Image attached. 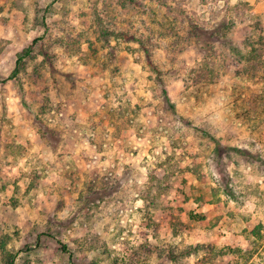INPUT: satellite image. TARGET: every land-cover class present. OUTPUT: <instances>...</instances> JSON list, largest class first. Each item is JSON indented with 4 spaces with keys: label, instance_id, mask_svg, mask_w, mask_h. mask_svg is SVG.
<instances>
[{
    "label": "clouds",
    "instance_id": "9594fccd",
    "mask_svg": "<svg viewBox=\"0 0 264 264\" xmlns=\"http://www.w3.org/2000/svg\"><path fill=\"white\" fill-rule=\"evenodd\" d=\"M50 3L0 0V264H174L172 255L176 264H201L208 245L249 248L251 238L240 231L251 227L242 217L253 208L264 213V119L236 120L227 109L224 119L206 115L192 99L200 85L191 76L228 43L225 23L234 21V32L264 24V3L165 0L161 8L158 0H136L139 7L76 0L69 5L74 22H66L57 4L45 24ZM81 11L82 22L75 20ZM93 11L100 27L125 34L99 39L98 52L86 43L99 38ZM69 38L78 42L70 46ZM133 93L150 101L149 116L117 139L93 116L128 108ZM137 129L142 148L128 139ZM9 142L22 147L10 152ZM148 148L153 154L145 160ZM173 154L171 168L155 167ZM186 165L195 176L182 185ZM172 172L165 181L171 195L160 194L150 177ZM177 189L189 199L185 212L207 219L176 212L184 199ZM199 195L204 198L193 203ZM229 211L231 218L224 215ZM173 215L183 225L175 234ZM217 216L224 219L213 228ZM197 245L201 250L188 253Z\"/></svg>",
    "mask_w": 264,
    "mask_h": 264
},
{
    "label": "rangeland",
    "instance_id": "374dc122",
    "mask_svg": "<svg viewBox=\"0 0 264 264\" xmlns=\"http://www.w3.org/2000/svg\"><path fill=\"white\" fill-rule=\"evenodd\" d=\"M256 3H264V0H255ZM76 0H51V3L48 5L45 10V24L47 19V13L52 12L55 14V7L59 4L60 14L64 17H67L68 23L73 21V9L69 5H75ZM118 6L127 7L129 5H135L136 0H128V3H125L124 0H117ZM158 3L161 8L165 6V0H158ZM15 8L16 6L13 5ZM2 11V9H0ZM259 13L258 9H254ZM153 14L155 12L153 10ZM87 15L86 12H79L75 17V20H81ZM94 23L98 26L99 38L96 42H88L90 50L94 49L96 52L99 50L95 48V44L99 43V39H105L110 36H119L123 38L124 33H110L106 28L100 27L102 23V18L99 16V13L93 11ZM157 23L161 28H165L167 22L162 21H153ZM223 30L226 35L228 43L222 46V52L219 56L210 55V58L205 61L200 68L193 70L194 74L191 76L194 84L200 85L196 90V95L192 96V99L197 103L198 106L206 115L219 117L221 119L226 118L225 109L228 110L231 117L236 120L244 121H255L259 122L261 119H264V24L259 20L250 25L247 29H239L233 31L237 28V25L234 21L225 23ZM228 33H232L231 36H228ZM83 39V36H81ZM60 42L59 40L57 41ZM78 41L73 38H69V45L74 46ZM129 43H135V40L128 41ZM39 43V41L33 43L34 45ZM255 49V52H252ZM127 52L128 49H125ZM44 53L41 52V55ZM258 57H254V56ZM129 56L131 53L129 52ZM260 58V59H259ZM135 64L136 62L133 61ZM151 67V66H150ZM143 70V69H141ZM39 66L36 69L37 75L39 74ZM155 71V70H154ZM150 79V77H146ZM102 101L108 99L107 94L101 98ZM126 103L129 105L128 108H124L119 112H114L112 110L107 111L102 116L94 115L93 119L104 126L108 131H112L116 134V138H119V135L123 133L130 132L133 127V121L137 118L147 119L149 116L150 101L146 99V96H137L136 93H133L132 98ZM170 109L175 112L176 105L171 103L170 100ZM86 115V114H85ZM158 118H154L157 120ZM121 122V123H117ZM185 127H191V120L185 125ZM149 129L154 128V123L148 124ZM200 134L207 136L208 133L202 129L199 130ZM139 130L128 137V139L134 141L138 148H142L141 144L142 137L138 134ZM5 149L8 151H14L22 146L15 144L14 142H9L4 145ZM169 147L176 148L179 150L175 142H170ZM144 159L148 160L152 156L151 148L145 149ZM132 155L134 157L140 156V151H133ZM175 159L174 154L165 157V160L155 164L156 168H164L166 165L171 168L172 161ZM103 161V157H101ZM87 163V161H85ZM183 178L180 183L182 185H188L189 177L195 176V171L189 169L187 165L185 169L181 170ZM175 173L166 174L163 178L157 179L156 176H151V180L157 182V188L160 194L170 192V185L166 184L171 175ZM99 179V178H98ZM193 187H195L193 185ZM90 191V189H89ZM177 192L184 196L181 206L175 209L181 216H187L188 219L200 222L207 219V216L204 212L196 213L194 210H189L185 212L183 205H186L189 202V199L186 194L182 192L181 189H177ZM214 194V193H213ZM229 195V203H235L234 194ZM203 195L195 197L192 202L198 203L199 200L203 199ZM156 204L155 200L151 201L150 208L154 207ZM206 207H212L211 202L206 205ZM224 215L231 218L233 213L229 211ZM264 216V213H258L256 208L246 216L242 217L246 225H251V227L245 226L240 231V235L244 236L245 240H250L251 246L247 249H242L239 244L233 246L232 244H226L222 248H216L214 245L206 246L207 255L203 258L201 264H264V219L261 217ZM224 219V216H217L210 223V226L215 228L220 221ZM147 225L151 227L155 221L152 219L151 215L146 216ZM260 224V233L259 235L250 234V230L255 226ZM157 228L160 227L159 224L156 225ZM169 227L174 230H180L183 228L180 220L175 216L169 218ZM143 247V245L141 246ZM62 249L63 251H66ZM201 250V246L197 245L196 249H188V253L196 252ZM107 250H105L106 252ZM171 259L174 261V264L178 261V257L175 255L171 256ZM113 264H121L119 259L113 262Z\"/></svg>",
    "mask_w": 264,
    "mask_h": 264
},
{
    "label": "trees",
    "instance_id": "16d2710c",
    "mask_svg": "<svg viewBox=\"0 0 264 264\" xmlns=\"http://www.w3.org/2000/svg\"><path fill=\"white\" fill-rule=\"evenodd\" d=\"M37 41H39V39H36V40H33V43H35V42H37ZM30 49L28 50V52L26 53V54H30ZM256 50L255 49H253V51L252 52H255ZM254 57H258V56H254ZM260 59V58H259ZM205 63V62H204ZM203 63V64H204ZM200 68V67H199ZM260 224H258V225H255L251 230H250V234H252V235H259V233H260ZM63 249H65V248H63Z\"/></svg>",
    "mask_w": 264,
    "mask_h": 264
}]
</instances>
